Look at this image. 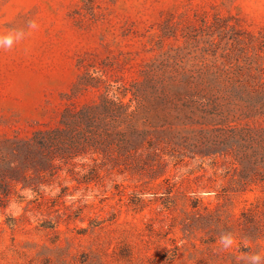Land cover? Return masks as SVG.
Segmentation results:
<instances>
[{"label":"rangeland","instance_id":"rangeland-1","mask_svg":"<svg viewBox=\"0 0 264 264\" xmlns=\"http://www.w3.org/2000/svg\"><path fill=\"white\" fill-rule=\"evenodd\" d=\"M10 30L12 45H0V138L27 139L57 127L65 109L99 103L107 87L123 92L146 77L186 78L223 63L226 52L233 64L256 62L259 50L239 47L236 38L264 34V0H0V35ZM86 72L98 86L77 87ZM174 101L166 112L176 117L180 143L210 142L190 125L186 104ZM184 154L192 158L171 163L157 180L145 165L104 166L90 182L61 172L41 195L17 186L0 207V264H246L249 254L264 257V190L234 193L230 164ZM253 208L259 228L239 225ZM222 233L233 235L232 247L219 243Z\"/></svg>","mask_w":264,"mask_h":264},{"label":"trees","instance_id":"trees-1","mask_svg":"<svg viewBox=\"0 0 264 264\" xmlns=\"http://www.w3.org/2000/svg\"><path fill=\"white\" fill-rule=\"evenodd\" d=\"M214 26L220 27L219 21ZM262 39L264 34L258 39L248 33L236 38L239 47L259 50L256 62L241 64L236 58L233 64L226 52L223 63L205 64L186 78L146 77L132 85L134 90L123 92L107 87L99 103L75 111L65 109L55 128L36 131L27 139L0 138V207L17 186L41 195L42 188L64 171L90 182L91 173L99 176L104 166L130 171L145 165L149 178L157 180L171 163L179 165L186 163V157L192 158L186 151L194 156L214 154L212 159L228 170L230 164L237 187L234 193L254 187L264 190ZM93 81L86 72L77 87L99 85ZM175 98L189 108L190 125L198 126L210 142L192 148L180 143L173 122L176 117L170 120L166 112ZM167 193L173 199L172 190ZM258 212L257 208L244 210L238 224L258 229Z\"/></svg>","mask_w":264,"mask_h":264},{"label":"clouds","instance_id":"clouds-1","mask_svg":"<svg viewBox=\"0 0 264 264\" xmlns=\"http://www.w3.org/2000/svg\"><path fill=\"white\" fill-rule=\"evenodd\" d=\"M30 28L36 27L34 22L29 24ZM15 30H10L7 35H0V45H4V47H10L13 43V34ZM206 195V194H205ZM219 243L222 245L223 248L228 249L235 244V239L231 233H222L220 236ZM246 264H261L264 261V257L257 252L253 254H249L244 257Z\"/></svg>","mask_w":264,"mask_h":264}]
</instances>
